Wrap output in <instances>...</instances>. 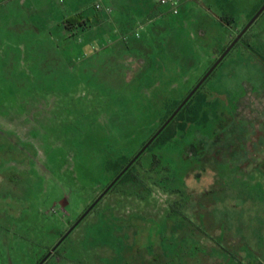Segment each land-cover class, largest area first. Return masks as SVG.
Listing matches in <instances>:
<instances>
[{"label":"rangeland","instance_id":"1","mask_svg":"<svg viewBox=\"0 0 264 264\" xmlns=\"http://www.w3.org/2000/svg\"><path fill=\"white\" fill-rule=\"evenodd\" d=\"M185 1L0 0V264H39L115 179L107 160L132 159L165 94L187 97L248 24L204 47L218 15ZM245 39L264 55V12ZM191 99L208 120L153 145L170 170L136 165L149 194L109 191L44 264H264V64L239 43Z\"/></svg>","mask_w":264,"mask_h":264},{"label":"trees","instance_id":"2","mask_svg":"<svg viewBox=\"0 0 264 264\" xmlns=\"http://www.w3.org/2000/svg\"><path fill=\"white\" fill-rule=\"evenodd\" d=\"M205 5L208 10L214 11L215 14L218 15V19L216 20H208L204 19V21H209L208 28L205 29V36L202 39L203 42H207L206 45L214 44L215 46L220 48L221 40L220 37L213 33V29L216 25H222L225 27H229L231 29H237L240 23V18L245 17L247 19V23L254 17V15L259 11V9L264 5V0H259L258 3L255 0H206ZM88 18L83 19L80 14H76L75 16L66 19L64 25L67 28H84ZM246 23V24H247ZM248 33V32H247ZM246 33V34H247ZM245 34V36H246ZM245 36L239 41L242 43L244 48L254 57L259 59L264 64V55L260 50V46L258 44H250L245 39ZM239 43L237 45H239ZM227 49V47H223L221 49V53ZM163 98L165 100L164 105L159 110V116L161 117L162 125L166 122V120L173 114V112L178 108V106L183 102V99H173L172 97L166 96ZM158 102H155V106L158 105ZM158 108V106H156ZM213 108H216L214 106ZM210 112L209 104L206 101L205 103H193V99L184 106V108L180 111V113L175 117V119L168 125V127L156 138L153 144L140 156V158L135 162V164L122 176V178L112 187V190H120V191H128L132 194H137L138 196L145 197L149 193L147 189L144 188V184L142 180L139 178L138 173L136 171V165L142 161H145L147 165H149L151 170H156L159 167H166L170 170V165H168L162 156L161 153H157L153 151V145L159 142L162 138H164L165 133L168 130L174 129L176 124H179L181 127L187 124H191L194 121L200 122L202 124L206 123L208 120V115ZM177 122V123H176ZM159 130V129H158ZM157 130V131H158ZM156 131V132H157ZM155 132V133H156ZM154 133V134H155ZM148 141H146L147 143ZM143 143V146L146 144ZM164 147L170 148L173 144L171 141H164ZM172 144V145H171ZM152 147V148H151ZM151 148V151H149ZM167 150V149H166ZM170 150V149H168ZM132 159H128L124 155H118V160L114 161L112 159H108V172L112 173V176H118L120 172L125 168V166ZM182 163L185 164L186 170L185 175H187L193 169V163L188 159H182ZM166 163V166L164 165ZM177 184L178 180L176 179ZM179 185V184H178ZM184 186L180 188L183 190ZM59 249V248H58ZM57 249V250H58Z\"/></svg>","mask_w":264,"mask_h":264},{"label":"water","instance_id":"3","mask_svg":"<svg viewBox=\"0 0 264 264\" xmlns=\"http://www.w3.org/2000/svg\"><path fill=\"white\" fill-rule=\"evenodd\" d=\"M264 5L259 9V11L254 15V17L248 22V24L243 28V30L237 35L233 42L227 47L219 59L213 64V66L208 70V72L203 76V78L198 82V84L193 88V90L187 95L183 102L178 106V108L173 112V114L166 120V122L159 128V130L148 140V142L141 148V150L132 158V160L125 166V168L120 172L118 176L109 184V186L103 191V193L91 204V206L82 214V216L76 221V223L63 235L60 241L47 253L43 260L39 264H44L61 246L65 239L79 226V224L92 212V210L97 206V204L108 194L112 187L122 178V176L135 164V162L140 158V156L153 144L156 138L168 127V125L175 119V117L180 113L184 106L190 101V99L196 94V92L201 88V86L207 81V79L214 73L217 67L223 62V60L228 56V54L233 50V48L239 43V41L245 36L252 25L257 21V19L263 14Z\"/></svg>","mask_w":264,"mask_h":264},{"label":"built area","instance_id":"4","mask_svg":"<svg viewBox=\"0 0 264 264\" xmlns=\"http://www.w3.org/2000/svg\"><path fill=\"white\" fill-rule=\"evenodd\" d=\"M159 4L162 6H167L170 14H172L173 16H178L184 6V4L186 3L185 0H158ZM96 9L97 10H102L105 13H110L111 10L109 8H103L101 5L97 4L96 5ZM135 37L139 38V32L135 33Z\"/></svg>","mask_w":264,"mask_h":264},{"label":"crops","instance_id":"5","mask_svg":"<svg viewBox=\"0 0 264 264\" xmlns=\"http://www.w3.org/2000/svg\"><path fill=\"white\" fill-rule=\"evenodd\" d=\"M186 4H188V3H185L182 9H184V7H185ZM167 9H168V8H167ZM158 20H160V19H157V21H158Z\"/></svg>","mask_w":264,"mask_h":264}]
</instances>
